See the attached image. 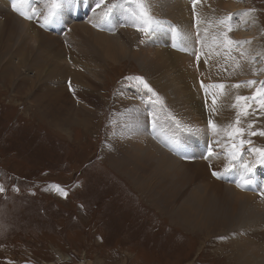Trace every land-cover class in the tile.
<instances>
[{
	"label": "rangeland",
	"instance_id": "1",
	"mask_svg": "<svg viewBox=\"0 0 264 264\" xmlns=\"http://www.w3.org/2000/svg\"><path fill=\"white\" fill-rule=\"evenodd\" d=\"M7 1L13 7V0ZM97 1L101 4L104 2V6L97 14V23L86 24L90 26L89 30L99 33L101 22L102 30L108 32L110 38L118 39L117 42L126 36L127 48L134 44L135 47H130L140 53L159 49L173 54L179 64L182 63L181 66L177 65L179 70L174 76L177 80L167 71L169 67L165 63L162 70L142 63L144 61L133 58L129 53L126 58L117 60L118 63L100 57L99 50L89 44L79 30H72V24L87 22L95 12L96 7H91L90 0H66L60 10L64 13L68 11L69 17H73L64 19L60 26L55 25L54 17L49 19L46 31L62 41L53 40L50 45L45 42L39 45L33 39L22 45L20 39L18 45L13 46L1 61H4L5 67L0 66V186L4 189L0 192V264H247L240 262V257L250 252L255 256L264 247V214L257 221L260 225L255 220V216H262L259 215L261 211H256L253 218H250V213H246L248 219L240 212L239 218L242 216L243 222L236 225L240 219L236 220L233 228L229 225L234 219L228 225L224 224L225 227L223 223L227 218L219 214L207 220L205 229L195 225L183 229L169 218L174 214L173 217H179L176 219L181 221H187L184 216L189 220L195 218L192 220L194 222L200 220L199 210L203 207L187 198L195 189L194 185L199 183L198 175L195 174L191 180V187L190 184L189 188L185 186L184 192L174 173L169 183L157 179L154 187L153 183L150 184V173L145 174L147 168L140 170L141 167L134 161L136 157L128 154L130 152L125 150L120 139L115 138L117 148H113V151L108 147V142H104L109 140L107 137L111 131L124 127L123 122H126V127L119 137H126V141L136 133V127H142L145 131L147 128L150 132V124H157L158 129L151 135L159 139H162L160 127L163 133L170 134L171 139L187 133L190 143L194 139L191 138L193 134L205 132L209 136L206 138L213 140V153L206 159L195 161L207 167L208 176L220 182L219 177L213 175V172L219 173L222 182L232 185L234 181H242L241 176L251 179L252 171L248 172L244 168V165L250 168L246 159L250 156V161H254L256 157L253 155L257 151L259 155L264 153V135L261 134L264 133V103H261L264 92H260L259 98L254 97L264 87V77L260 78L264 62L256 56L260 53V57H264V0H186L188 25L184 28L185 32L177 29V22L180 21L176 17L161 16L160 11L157 15L149 9L151 5L145 4L151 18V23L145 26L138 17L132 15L138 11L133 0ZM8 3L0 0L5 9L0 8V29L5 24L6 13L20 19L9 11ZM45 4L48 5V0H31V9L38 15L28 19L36 24H28L40 31L43 30L40 21L44 10L38 5L43 7ZM234 4H238V8L233 9ZM17 6L28 10L27 6L19 2ZM48 10L47 6L45 11L48 13ZM241 11L247 17L245 32L249 33L257 27L259 36V41H255L256 50L252 51L249 59L242 53L241 46L245 39H235V31L244 28L242 24L236 30L235 15ZM15 13L20 15L18 11ZM227 21H234V24ZM136 24L148 27V31L138 30L134 26ZM118 25L121 26L117 32L115 27ZM207 32L213 33L211 43L215 47L210 45L209 39V44L204 43L202 46ZM128 37L132 42H129ZM6 40L7 46L0 47L2 56L16 43L10 36L9 39L4 37ZM78 40L83 42L79 43ZM167 44L172 50L166 48ZM38 49L40 52L44 49L49 54L44 50L40 54ZM48 55H52L54 60V55L63 56L66 65L73 63L70 65L72 71L86 78L85 81L91 80L92 86L91 83L86 86L78 82V87L73 83L74 90L65 88L61 79L65 72H52ZM22 59L25 61L22 62ZM245 62L247 67L244 66ZM147 65L149 71L143 70ZM69 76L70 82L77 81L73 73ZM135 77H142L152 92ZM249 81L255 83L249 84ZM52 86L62 87L63 91H52ZM93 86H96L95 89ZM69 95L72 100L68 105L65 96ZM80 95L87 104H82ZM217 99L219 104L213 102ZM56 101L74 110L70 114L73 118L69 117L71 120L65 126L55 119L64 113L62 109L60 112L59 109L55 111ZM185 101L191 102L189 106L192 107L189 108ZM51 102L53 107L48 112L45 103ZM195 106L200 120L185 119L188 118L186 115L195 113ZM81 107L89 108L94 116L78 114ZM78 118L86 122H80ZM210 120L211 123H208ZM201 122L205 126L201 127ZM49 123H53L54 128ZM145 156L150 155L145 153ZM224 169L229 170L222 174ZM231 169H234L230 178L232 181L227 182ZM199 170L202 172V167ZM179 171V168L175 170L177 173ZM163 176H167L166 173H161L160 178ZM137 183L152 195L159 211L153 207L151 198L138 189ZM248 186L264 190V186L259 183H250ZM152 189L156 190L155 198ZM166 193L173 198L166 196ZM248 193L259 196L257 192ZM259 200L264 203V198ZM245 203L242 201L241 208ZM184 206H196V210L189 215L183 209ZM222 227L226 231L221 230ZM214 228L216 234L213 233Z\"/></svg>",
	"mask_w": 264,
	"mask_h": 264
},
{
	"label": "bare ground",
	"instance_id": "2",
	"mask_svg": "<svg viewBox=\"0 0 264 264\" xmlns=\"http://www.w3.org/2000/svg\"><path fill=\"white\" fill-rule=\"evenodd\" d=\"M7 3H8V1L7 0H5ZM38 1H40V0H38ZM105 1V3L107 2V0H104ZM147 1V3L145 2V4L147 5H151L152 6V8H149L150 10H154V12L158 15V11H160L161 12V16L163 15V16H165V15H172L173 17H176L180 22H177L178 24V30L179 31H181V32H185L184 31V28L185 27H187V25H188V23H187V7H188V5L186 4V0H146ZM217 1H224V0H217ZM101 2V1H100ZM119 2H122V0H119ZM203 2V1H202ZM89 3V2H88ZM104 3V2H103ZM103 3L101 4V3H99L97 0H90V5H91V7L92 8H95L96 7V9H95V12L93 13V15L90 17V16H88V17H90L88 20H87V22H82L81 24H78V23H74V24H72V30L75 32V31H77V30H79L80 31V33L81 34H83L87 39H88V41H89V44H91L92 46H95L98 50H99V52H100V54H101V56L100 57H104V58H106V59H110V60H115V61H117V60H120L121 58H126V55L129 53V55H131L133 58H135V59H138V60H141V61H144V62H142V63H145V64H151L152 66H153V68H155L154 66H156V67H158V68H162V70H164V67H165V65L163 64V63H165V64H167L168 65V69H167V71H170V73H172L173 74V78H175L176 80H177V78L176 77H174V76H176V70H179L178 68H177V65H179V66H181L182 65V63L181 64H179V62H178V60H177V58L173 55V54H171V53H166L165 51L163 52V50L162 51H160L159 49H157V50H159V51H153V50H151V52H139V51H137V50H134L132 47H130V46H133V47H135V45L134 44H131V45H129V48H127V46H126V44H125V42H126V36H124L123 37V39H121L119 42H117V40L116 39H112V38H110L109 36H107V33H105L106 31H104V30H102V24H101V22H100V29H99V33H95V32H93L92 30H89L88 28L90 27V26H87V25H95L96 23H97V14H99V10H100V8L101 7H103L104 5H103ZM8 5H9V11L12 13V14H14V15H16L17 17H19L20 19H18V18H16V17H13V16H11L9 13H6L5 14V16L6 15H8V16H6V18H5V24H4V26H2V28L0 29V47H6L7 46V43H8V41L7 42H5L4 41V37L5 38H7V39H9V36H10V39H12V40H16V43L15 44H12L11 45V47H10V49H8L7 50V53L4 55V56H2L1 55V50H0V66L2 67H5V64H4V61L3 62H1L5 57H6V55L9 53V51H11L14 47V45H18V41L20 40V39H22L21 40V43L20 44H22L23 45V42H24V45H26V43L27 42H29V41H33V39H35L34 41H36L39 45H41V43L42 42H45V43H47V44H51L52 43V41L53 40H60V41H62L61 40V38H59L58 36H55L54 34H51V33H49V32H47L46 31V22H45V20H44V17H45V15H47V12L45 11L46 9H47V4H45V6H43V7H41L40 5H38L39 6V8L41 9V10H44V11H42L43 13H41V18H42V20L40 21V24H41V28L43 29H41L42 31H40L39 29H37V28H35V27H33V26H31L30 24H28V23H35V22H30L28 19H26L24 16H21V15H18V14H16L15 13V9L8 3ZM106 5V4H105ZM147 5V6H148ZM0 8H3L2 7V5L0 4ZM18 7V6H17ZM194 7V6H193ZM216 7V6H215ZM234 8H238V4H234V7H233V9ZM4 9V8H3ZM231 9V8H230ZM5 10V9H4ZM90 12V11H89ZM31 14V13H30ZM153 14V13H152ZM86 15H88L87 13H86ZM150 15V14H149ZM156 16V15H155ZM73 16L71 15V17H69V12L67 11V13H64V12H62L60 9L58 10V12H57V14H56V16L54 17V19H55V21H56V23L57 24H59V23H63L64 22V19H67V18H72ZM134 17H136V16H134ZM163 19H166V20H172V19H170V18H162V20ZM246 19H247V17L245 16V13L244 12H240L238 15H235V20H236V23H237V29L236 30H239L241 27H242V24H243V30L242 31H235V39H238V40H244L245 39V41H244V43L242 44V53H243V56L246 58V59H249L250 58V56H251V53L253 54V52L256 50L255 49V47L254 46H256L257 44H256V42L257 41H259V36L257 35V27H254L251 31H249V33H246L245 32V29H246ZM23 20V21H22ZM118 20V19H117ZM190 20V19H189ZM80 21V20H79ZM100 21V20H99ZM27 22V23H26ZM122 22V21H121ZM129 22V20H127V23ZM227 22H229V23H233L234 24V21H227ZM118 23H120V22H118ZM126 22H125V24L124 25H126L127 24ZM36 24V23H35ZM87 24V25H86ZM122 24V23H121ZM42 25H44V26H42ZM123 25V26H124ZM99 26V25H98ZM121 26V25H120ZM120 26L118 25L117 27H115V30L118 32L119 30H120ZM92 27V26H91ZM127 26H125V28H126ZM235 27V26H234ZM94 28H95V26H94ZM122 28V27H121ZM130 28V27H129ZM83 29L85 30V32H83ZM123 29V28H122ZM101 30V31H100ZM207 30V29H206ZM97 31V30H96ZM45 32V33H44ZM114 32V31H113ZM212 32V31H211ZM47 33V34H46ZM72 33V32H71ZM80 33H78V34H80ZM140 33V32H139ZM180 33V32H179ZM9 34V36H7ZM76 34V33H75ZM74 34V35H75ZM117 34V33H116ZM125 34H128V32L127 33H125ZM181 34V33H180ZM212 34L213 33H208L207 32V35H206V39L204 40V41H202V46L204 45V43H207V44H209L208 42H207V39H209V41H210V45L211 46H213V47H215L214 45H212V43H211V36H212ZM60 35V34H59ZM82 36V35H81ZM80 35H79V37H81ZM114 36V35H113ZM116 36V35H115ZM130 36V35H129ZM78 37V38H79ZM83 37V36H82ZM107 37V38H106ZM118 37H119V35H118ZM213 37V36H212ZM63 38V37H62ZM74 38V37H73ZM77 38V37H76ZM76 38H75V40H76ZM130 40H129V42L131 41V38L130 37H128ZM81 40V39H80ZM116 40V41H115ZM85 41V40H84ZM166 40L164 39V42H165ZM256 41V42H255ZM77 42H83V41H77ZM87 42V41H86ZM132 42V41H131ZM251 42V43H250ZM65 43V42H64ZM85 43V42H84ZM127 43V42H126ZM68 44V43H67ZM240 44V43H239ZM250 44H252V45H250ZM38 45V46H39ZM43 45H46V44H43ZM61 45H63V44H61ZM72 45V44H71ZM91 45H90V47H91ZM190 45H192V43L190 44ZM162 46H164V43H163V45ZM37 47V46H36ZM61 47V46H60ZM69 47H71V46H69ZM86 47V46H85ZM89 47V48H90ZM68 48V47H67ZM66 48V49H67ZM157 48V47H156ZM166 48H168V49H170V50H172L169 46H168V44H167V47ZM43 50L44 49H42V51L40 52L39 51V49H38V52L40 53V54H42V52H43ZM52 50V49H51ZM88 50V49H87ZM245 50H246V52L247 53H245ZM85 51V50H84ZM143 51H145L144 49H143ZM167 51V50H166ZM253 51V52H252ZM258 51V50H257ZM44 52H47L46 50H44ZM43 52V53H44ZM61 52V51H60ZM59 52V54H61ZM91 52V51H90ZM249 52H250V54H249ZM87 53V52H86ZM174 53V52H173ZM256 53H258V52H256ZM47 54H49V52H47ZM179 54V53H178ZM182 55V54H181ZM52 56V55H51ZM51 56H49L48 55V60L50 61V64H52L51 65V71L52 72H57L58 74H61V73H59V72H65L64 73V75H62L61 76V79H63V84H64V86H65V88L66 87H69V89H72V90H74V84L73 83H75V85L78 83V82H81V84L82 85H86V86H89V84L91 83V86H92V82H91V80L88 82V81H85L86 80V78L84 79V77L82 76V75H77L76 73H75V71L73 72L72 71V68L70 67V65H72L73 63H71L72 62V60H70L71 62H68V63H71L70 65H66L65 64V61H64V57L63 56H57V55H54V57H55V60L53 59V57L51 58ZM73 56V55H72ZM75 56V55H74ZM73 56V57H74ZM92 56V55H91ZM256 56H258L259 57V60H261V58H262V60H263V62H264V57L263 56H261L260 57V53H258V54H256ZM79 57V56H78ZM76 58V57H75ZM85 58V57H84ZM184 58V57H183ZM70 59V58H69ZM78 59V58H77ZM81 59V58H80ZM74 60V59H73ZM85 60V59H84ZM131 60V59H130ZM261 60V61H262ZM25 60H23L22 59V62H24ZM82 61H83V59H82ZM246 61H248V60H246ZM255 61H256V59H255ZM59 62H61V63H59ZM62 62H64L63 64H62ZM74 62V61H73ZM75 62H77L76 60H75ZM84 62V61H83ZM80 63V62H79ZM87 63V62H86ZM86 63H83L84 65H86ZM114 63V62H113ZM117 63H118V61H117ZM251 63H252V61H251ZM250 63V64H251ZM254 63H256V62H254ZM253 64V63H252ZM251 64V66H255V65H252ZM75 65V64H74ZM246 65V67H247V63L245 62L244 63V66ZM77 66V64L75 65V67ZM164 66V67H163ZM249 67H250V65H248ZM0 67V68H1ZM147 67H148V65L147 66H145L144 68H143V70L145 69L146 71H149V70H147ZM185 67H187L186 65H185ZM214 67V66H213ZM212 67V68H213ZM256 67V66H255ZM157 68V69H158ZM183 68H184V64H183ZM250 68H252V67H250ZM250 68H249V70H250ZM62 69V70H61ZM174 69H175V71H174ZM182 69V68H181ZM186 70H187V68H185ZM260 69V68H259ZM264 69V68H263ZM78 70V69H77ZM189 70V69H188ZM191 70V69H190ZM193 70V69H192ZM88 71V70H87ZM96 71V70H95ZM152 71V70H151ZM150 71V72H151ZM248 71V70H247ZM94 72V71H93ZM164 72V71H163ZM162 71H161V73H163ZM250 72H251V70H250ZM264 72V70L262 71V72H260V78L261 77H264V74H262ZM73 73V75H74V77H75V79L77 78V81L75 80V81H72L71 80V82H70V80H68V78L70 77L69 75H71ZM98 73V72H97ZM152 73V72H151ZM249 73V72H248ZM81 74V73H80ZM87 74V73H86ZM96 74V73H95ZM94 74V75H95ZM85 75V74H84ZM91 75H93L92 73H91ZM170 74H168V75H166L167 77L169 76ZM3 76V75H2ZM163 76V75H162ZM172 76V75H171ZM91 77V76H90ZM92 78H94V76H92ZM170 78H172V77H170ZM70 79H72V78H70ZM98 79V78H97ZM262 79V78H261ZM68 80V81H67ZM262 80H264V79H262ZM96 81V80H95ZM188 81V80H187ZM172 83H173V81H172ZM66 84H68V85H70V86H67ZM169 84V83H168ZM176 84V83H175ZM97 85V84H96ZM170 85V84H169ZM175 86V85H174ZM179 86V85H178ZM182 86H183V82H182ZM56 86H52V91H54V90H56V92H59V91H63V89H62V87H59V86H57L56 88H55ZM75 87H78L77 85L75 86ZM96 87V86H95ZM95 87L93 86V88L95 89ZM177 87V86H176ZM181 87V86H180ZM184 87V86H183ZM182 87V88H183ZM178 88V87H177ZM260 88V87H259ZM48 89V88H47ZM49 89H50V87H49ZM48 89V90H49ZM181 89V88H180ZM78 90H79V88H78ZM85 91H87V90H85ZM84 91V93L86 94V92ZM176 91V90H175ZM259 94H257V95H255L254 97H257V98H259L260 97V95H261V93H263L264 92V87L263 88H260L259 90ZM50 92H51V89H50ZM56 92H54V93H56ZM67 92V91H66ZM173 92V91H172ZM261 92V93H260ZM47 93V92H46ZM60 93H62L63 94V92H60ZM76 93V92H75ZM220 93V92H219ZM218 93V94H219ZM61 94V95H62ZM77 94H79V92H77ZM81 94V93H80ZM193 94V93H192ZM58 95V94H57ZM56 95V96H57ZM120 95V94H119ZM43 96H44V98H45V96L46 95H44L43 94ZM52 96V95H51ZM228 96V95H227ZM63 97V96H62ZM183 97V96H182ZM218 97H219V95H218ZM38 98V97H37ZM47 98V97H46ZM57 98H58V96H57ZM60 98V97H59ZM78 98V97H77ZM83 97H82V95H80V100L82 99ZM217 98V97H216ZM39 99V98H38ZM62 99V98H61ZM75 99V98H74ZM197 99V98H196ZM58 100V99H57ZM70 100H72V98L70 97V95L68 96V97H66L65 96V102H66V104H71V102H70ZM79 100V99H78ZM44 101V100H43ZM48 102H49V100H47ZM47 101H45V102H47ZM50 101H51V99H50ZM82 101V104H87V101L86 100H84V99H82L81 100ZM171 101V100H170ZM223 101V100H222ZM64 102V103H65ZM79 102V101H78ZM213 102H215V103H217V104H219V100L217 99V100H213ZM55 103V111L57 110V109H59V111L58 112H60V109H62L63 111H64V113H62L61 114V117H59V119H58V116H56V121L57 122H59L62 126H65V124L67 123V121H70L71 119H68L69 117H71L70 116V114L72 113V112H74V110H73V108H71V109H69L70 107L68 106V107H63L61 104L59 105V101H56V102H54ZM185 103L188 105V107L190 108V106H189V104H191V102L189 103L188 101H185ZM199 103V102H198ZM223 103V102H222ZM261 103H264V96L262 95V98H261ZM50 103H48V104H46L45 103V107H46V109L48 110V112H49V110H52L51 108L53 107V102H51V104L49 105ZM73 104H74V102H73ZM208 104V103H207ZM221 105V104H220ZM59 106H61V108L59 107ZM218 106V105H217ZM222 106V105H221ZM173 107V106H172ZM192 107V106H191ZM64 108V109H63ZM207 108H209V107H207ZM206 108V109H207ZM216 108H218V107H216ZM75 109V108H74ZM201 109V108H200ZM76 110V109H75ZM193 110H195V113H193L192 115L191 114H189V116L188 115H186V117H188V118H185V119H188V120H190V121H192V120H194V121H199L200 120V118L198 117L199 116V114H198V111H197V108H196V106L193 108ZM209 110V109H208ZM185 111V110H184ZM218 111V110H217ZM187 112V111H186ZM189 112V111H188ZM52 113V112H51ZM77 113L79 114V113H84V115H82V116H84V117H93L94 116V114L92 113H90V110H89V108H87V107H81L78 111H77ZM76 113V114H77ZM177 113V112H176ZM197 113V114H196ZM221 113V112H220ZM65 114V115H64ZM207 114V113H206ZM54 114H52V116H53ZM60 115V114H59ZM222 116V115H221ZM75 117V116H74ZM146 117V116H145ZM183 117V116H182ZM71 118H73V117H71ZM205 118H207V117H205ZM218 118H220V117H218ZM77 119V118H76ZM209 119H211L212 120V118H209ZM214 119V118H213ZM227 119V118H226ZM83 120V122L85 121L83 118H78V121H82ZM208 120V119H207ZM211 120H210V122H211ZM73 121H76V120H73ZM77 121V122H78ZM185 121V120H184ZM189 121V122H190ZM203 121H204V119H203ZM76 122V123H77ZM86 122V121H85ZM185 122H187V121H185ZM210 122H208V123H210ZM227 122H229V119H228V121ZM75 123V124H76ZM202 123V125H200L201 127L204 125V123L203 122H201ZM238 123V122H237ZM68 124H70V123H68ZM75 124H73V125H75ZM78 124H80V123H78ZM182 124V123H181ZM189 125H190V123H188ZM200 124V123H199ZM70 125H72V124H70ZM196 125H198V124H196ZM80 126H81V124H80ZM170 126V125H169ZM205 126V125H204ZM178 127V126H177ZM179 127H182V126H179ZM192 127V126H191ZM196 127V126H195ZM200 127V128H201ZM190 128V127H189ZM212 128V127H211ZM194 129V128H193ZM198 129H199V127H198ZM230 129V128H229ZM236 129V128H235ZM203 130V129H202ZM177 131V130H176ZM210 131H212V130H210ZM205 132H203L201 135H199V134H193L192 136H191V138H193L194 137V139H192L191 141H193V140H195V139H201V140H203V141H205L208 145H210V149H211V154L213 153L212 152V150H214V144H213V140H208L206 137H209L208 135L206 136L205 134H204ZM225 133V132H224ZM227 133V132H226ZM229 133V132H228ZM212 134H213V132H212ZM232 134V133H231ZM226 135V134H225ZM195 136H198V137H195ZM222 136H224V135H222ZM227 136H229V135H227ZM237 136H238V133H237ZM182 137H185V138H187V137H189V135L187 134V133H185ZM230 137V136H229ZM242 137V136H241ZM246 137V136H245ZM167 138H169V136L167 137ZM166 138V139H167ZM173 138V137H172ZM185 138H173V139H171V137H170V139H168L166 142H168L169 143V146L170 147H174V142H173V140H177V139H184L185 141H187L188 142V140L187 139H185ZM239 139H240V137H239ZM245 139V138H244ZM162 140V139H161ZM232 140V139H231ZM216 141V140H215ZM221 141V140H220ZM225 141H226V139H225ZM224 141V142H225ZM229 141V140H228ZM160 142V141H159ZM164 142V141H163ZM223 142V143H224ZM192 143V142H191ZM191 143H189V144H191ZM221 143V142H220ZM127 144H129V146L127 145V150H128V152H130V153H128V154H131L132 156H134V157H136V158H134V161H136L138 164V166L139 167H141L140 168V170L141 169H146L147 168V172H145V174H147V173H150V178H151V185H152V183H153V185L152 186H154V187H156V185L154 184V183H156L157 182V179H159V180H163L165 183H169V180H170V177H172V174L174 173V175H176L178 178L177 179H179V181H178V183L181 185V186H185V185H187V184H190V187L192 186V184H191V180L194 178V176H195V174H197V173H195L196 171H200L199 169L202 167V172L200 173V176L198 175L197 176V180H198V182L199 183H197V184H195L194 185V190L191 192V194L187 197V198H190L191 200H193L194 202H195V204L196 203H198V205H199V207L200 206H202L203 207V209H201V210H199V212H200V220H196V222H194V221H192V220H195V218H192L191 220H189L188 219V217H185L184 216V219L185 220H187L186 221V225H195V226H197V227H203V229H205V227H206V225H207V220H209V219H211V218H214V217H216V216H218L219 214H223V215H225L226 216V222L225 223H223V225L224 224H226V225H228V222L230 221V220H232V219H234V221H233V223L231 224V225H229V226H231V228H233L235 225H234V222L236 221V220H238V219H240V222L239 221H237V224L236 225H241L242 223H241V218H242V216L244 215L245 216V214L246 213H250V218H253L254 216V214L256 213V211H261L260 212V216H261V214H262V216L261 217H259V216H255L256 218H255V220H256V222L257 221H259V220H261L262 218H263V214H264V203H261V201L259 200V199H263L264 198V190H261V189H257V188H253L252 186H248V185H243V181H240V182H238V181H236L235 182V184L234 185H232V184H229V183H224V182H216V181H214L210 176H208L209 174H208V172H207V170H206V168L207 167H205V165L203 164V163H201V162H198V161H195V160H192V158H190L189 160H181V159H179V158H177V156L175 155V154H173L170 150H169V148H168V151H166V150H164L163 148H158V146H156L150 139H148L145 135H138V133H133L132 135H131V138H129L128 140H127ZM145 144V145H144ZM167 145V144H166ZM245 147H247V146H245ZM126 149V148H125ZM164 151V152H163ZM229 151V150H228ZM172 154H170V153ZM145 153H148L150 156H145V157H143V155L145 154ZM168 153V154H167ZM259 151H257L254 155H253V157H256L255 158V160L253 161H250L251 159L249 158L250 156H248L247 157V159H246V163L247 164H250V171H252V173H253V175H252V177H251V183H256V182H259V184H260V186H264V163H263V169H262V162L264 161V160H262V158H261V155H259ZM233 154V153H232ZM171 155V156H170ZM174 155V156H173ZM174 158H173V157ZM208 156H210V155H208ZM176 158V159H175ZM228 158V157H227ZM235 158V157H234ZM180 161V162H190L189 163V165L188 164H184V163H180L178 160ZM233 159V158H232ZM124 160V159H123ZM192 160V161H191ZM202 160V159H201ZM121 163H122V161H120ZM205 162V161H204ZM208 163V162H207ZM125 164V163H124ZM217 164V163H216ZM230 164V163H229ZM257 166V167H256ZM228 167V166H227ZM178 168L180 169V171L177 173V172H175V170H178ZM173 169V170H172ZM234 169H236V168H234ZM234 169H231V171L228 173V177H227V182H228V179H230L231 178V175L233 174V172H234ZM250 171H248V172H250ZM225 172H227L226 171V169H224V172L222 173V174H224ZM247 172V173H248ZM134 173V172H133ZM137 173H138V171H137ZM161 173H166V175L167 176H163L162 178H160V175H161ZM214 173V172H213ZM135 174V173H134ZM146 178V177H145ZM210 181V182H209ZM230 185V186H225V185ZM238 184H240V185H242V186H240V187H238L237 185ZM146 191V190H145ZM147 191H148V189H147ZM248 191H250V192H257V193H259V196H256V195H253V194H251V193H248ZM173 198V197H172ZM257 198H259V199H257ZM242 201L243 202H246L245 204H244V207H242L241 208V205H242ZM248 205L250 206V208L248 207ZM183 209H186L187 210V212H188V214L189 215H191L192 214V212L193 211H195L196 210V206L195 207H193V208H188V207H183ZM240 212H242V216H240V218H239V215H240ZM229 213H232V215L230 216V214ZM258 214V213H257ZM246 217V216H245ZM247 219H248V217H246ZM183 219V220H184ZM244 220V219H243ZM255 220H254V222H255ZM189 221V222H188ZM250 221H252V220H250ZM243 222V221H242ZM253 222V221H252ZM263 222V221H262ZM251 222H249V224H250ZM248 224V225H249ZM253 224V223H252ZM257 224L258 225H260L261 223H258L257 222ZM226 225H224L225 227H226ZM253 225H255V224H253ZM221 227V226H220ZM220 227H219V229H220ZM237 227V226H236ZM238 227H241V226H238ZM237 227V228H238ZM256 227V226H255ZM209 228V227H208ZM224 227H222L221 228V230H224L223 229ZM230 228V227H229ZM230 228V229H231ZM251 228H249V230H250ZM253 229H254V227H253ZM194 230V229H193ZM210 230V229H209ZM208 230V231H209ZM214 230H215V228H214ZM219 231V230H218ZM224 231H226V229L224 230ZM213 232V231H212ZM211 232V233H212ZM214 234H216L217 232H216V230H215V232H213ZM207 234H208V232H207ZM211 235H213V234H211ZM210 235V236H211ZM264 238V237H263ZM240 262H244V263H247V264H264V247H262V248H260L259 249V251L256 253V255L254 256V255H252L251 254V252L249 253V254H245V255H242L241 257H240Z\"/></svg>",
	"mask_w": 264,
	"mask_h": 264
},
{
	"label": "snow or ice",
	"instance_id": "3",
	"mask_svg": "<svg viewBox=\"0 0 264 264\" xmlns=\"http://www.w3.org/2000/svg\"><path fill=\"white\" fill-rule=\"evenodd\" d=\"M18 2L21 3L22 5L27 6L28 10L26 11L22 7L18 8L17 7ZM133 2L136 4L138 11H134L132 13V15L138 17V19L141 20L145 26L149 25L151 23V18H150V15H149L147 8L145 7L144 0H133ZM64 3H66V0H48L49 10H48L47 15H45V17H44V20L46 23L49 21L50 18L56 16L58 10L62 7V5ZM13 8L16 11H18L21 16H24L26 19H32L33 15H38V13H36L34 10L31 9V0H13ZM42 26H44V25H42ZM134 26H136L138 28V30L145 31V32L148 31V27H140L139 24H136ZM229 30H231V29L229 28ZM135 79L137 81H139L140 83H142L144 88H146L149 92H152V89L148 86V84L143 80L142 77H135ZM248 83L254 84L255 81H249ZM237 87H238V85H237ZM153 95H155V93H153ZM238 99H241V98H238ZM261 134L264 135V133H261ZM209 155H211V150H209ZM261 158H262V160H264V153L261 154ZM244 168L246 171H250V169L247 167V165H244ZM228 170L229 169H226V171H228ZM213 175H216L217 177L220 176L219 173H215V172L213 173ZM241 180L243 181V185H248L252 182L250 179H248L244 176H241ZM237 186L240 187L242 185L238 184ZM3 190H4L3 186H0V192H2Z\"/></svg>",
	"mask_w": 264,
	"mask_h": 264
},
{
	"label": "crops",
	"instance_id": "4",
	"mask_svg": "<svg viewBox=\"0 0 264 264\" xmlns=\"http://www.w3.org/2000/svg\"><path fill=\"white\" fill-rule=\"evenodd\" d=\"M75 101V104H76V100H74ZM74 108L76 109V106L74 105ZM49 124H51V125H49V126H53V123H49ZM123 125H124V127L123 128H117V129H115V130H113V131H111L110 133H109V135H108V137L107 138H109V140H105V142L104 143H106V142H108V147H110V148H112V151H113V148H117V146L114 144V141H115V138H116V140H121L122 142H123V147L124 148H126L125 150H127V145H129V144H127V141L126 140H124L125 138H120L119 137V134H123L122 132L125 130V127H126V122H123ZM74 127V126H73ZM53 128H54V126H53ZM148 128L151 130L150 132L149 131H147V128H146V131H145V129H143L142 127H136V129H135V131H136V133H138V135H145L148 139H150L154 144H156L157 146H158V148L160 149V148H163L164 150H166V151H168V148H169V150L173 153V154H175L176 156H177V158H179V159H181V160H188V159H184L181 155H179L177 152H175L174 150H172L170 147H169V143L168 142H166L168 139H170V134H165V133H163L162 132V128L160 127L159 128V132H160V134H161V136H162V140L161 139H159V138H157V137H154V136H152L151 135V133H153V132H155L157 129H158V126H157V124L156 125H153V124H150L149 126H148ZM127 129H129L128 127H127ZM164 135H166V136H164ZM169 136V138H167ZM106 138V139H107ZM167 138V139H166ZM178 138H185V137H182V136H178ZM166 140V141H165ZM160 141V142H159ZM164 141V142H163ZM169 141V140H168ZM173 141H176V140H173ZM167 144V145H166ZM161 150V149H160ZM162 151V150H161ZM104 152H105V154L108 156V152H107V150L105 149L104 150ZM164 152V151H163ZM118 153H120L121 154V152H119L118 151ZM170 153V152H169ZM168 154V153H167ZM171 154V153H170ZM172 155V154H171ZM170 155V156H171ZM174 156V155H173ZM172 156V157H173ZM174 158V157H173ZM176 159V158H175ZM178 160V159H177ZM179 161V160H178ZM180 162V161H179ZM180 163H184V162H180ZM189 163L190 162H185L184 164H188L189 165ZM121 173H123L120 169H118ZM200 173H201V171H198L197 172V175H199L200 176ZM124 174V173H123ZM125 176H127L130 180H132L128 175H126V174H124ZM132 181H134V180H132ZM137 187H138V189L141 191V192H143V193H145L149 198H151V200H152V205H153V207L156 209V211H159L160 209L158 208V206H157V204H155L154 205V200L152 199V195L151 194H148L146 191H144L142 188H141V186L137 183ZM181 186V185H180ZM179 186V187H180ZM187 188H189V184H187V185H185ZM185 186H182L181 187V189H182V192H184V189H185ZM153 190V195H154V192L156 191L155 189H152ZM157 191H159V190H157ZM187 192H188V189H187ZM166 196H169L167 193H166ZM169 197H173V196H169ZM154 198H155V195H154ZM166 198V197H165ZM164 198V200L165 201H167L166 199ZM174 215V214H173ZM173 215H171V217L169 218L168 217V215H166L169 219H172L175 223H178V224H180L182 227H183V229H186L187 227H188V225H186L187 223H186V221H181L180 219H176V218H179V217H173ZM189 222V221H188Z\"/></svg>",
	"mask_w": 264,
	"mask_h": 264
}]
</instances>
